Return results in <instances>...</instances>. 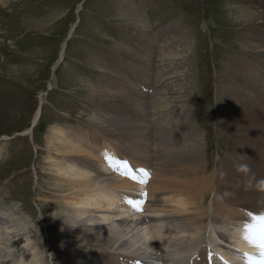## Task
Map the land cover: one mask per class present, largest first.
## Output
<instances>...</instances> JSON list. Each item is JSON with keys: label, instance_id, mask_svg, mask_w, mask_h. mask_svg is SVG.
I'll list each match as a JSON object with an SVG mask.
<instances>
[{"label": "rangeland", "instance_id": "rangeland-1", "mask_svg": "<svg viewBox=\"0 0 264 264\" xmlns=\"http://www.w3.org/2000/svg\"><path fill=\"white\" fill-rule=\"evenodd\" d=\"M243 4L244 0H0V208L19 209L28 223L20 234L30 248L27 253L19 250L16 240L27 241L0 229V264L92 262L83 260V254L70 258L72 253L58 236L64 228L52 221L70 192L53 163L60 160V153L73 154L69 146L56 153L49 145L61 142L58 135L51 136L54 130L102 162L108 146L119 163L126 162L138 174L145 170L144 186L133 184L149 196L150 188L151 193H165L162 188L168 181H183L178 166H184L185 173L192 166L196 174L187 179L205 183L194 191L206 193L200 205L207 215L205 224L212 222L216 212V218L236 223L245 214H264V129L257 120L245 122L247 103L264 102V53L245 47L246 43L255 46L251 38L257 35L264 40V32L256 35L239 22L246 18L239 8ZM27 20L36 23L34 28L26 26ZM244 67L253 80L249 88L242 85L247 80ZM177 83L190 93L187 127H194L193 136L198 137L192 163L180 154L188 149L187 137L165 121L176 103L161 104L166 111L157 108L166 90L162 88L168 86L169 91ZM110 97H120L131 112L141 105V120L125 122L132 134L128 138L117 131L116 137L109 136L115 121L106 123L111 119L108 114H119L104 108ZM235 97L246 103L238 105ZM122 109L119 104L114 107ZM236 117L242 124L234 130ZM135 132L140 138L133 136ZM128 152L147 157L136 161ZM241 166H250V171L243 172ZM121 177L125 178L122 173ZM227 181L240 185L238 198L251 203L248 209L236 198L234 205L228 200L223 187ZM209 183L212 188L206 191ZM191 243L185 236L179 247L157 250L153 257L185 264L196 254ZM209 250L216 254L211 245ZM218 257L213 264H221ZM94 259L126 264L113 253L104 261Z\"/></svg>", "mask_w": 264, "mask_h": 264}, {"label": "bare ground", "instance_id": "bare-ground-1", "mask_svg": "<svg viewBox=\"0 0 264 264\" xmlns=\"http://www.w3.org/2000/svg\"><path fill=\"white\" fill-rule=\"evenodd\" d=\"M3 3L4 2H1V5H3ZM239 8L246 13V18L239 22H245L246 26L248 25L249 29L254 30L256 35L259 32H264V0H244L243 7L241 8L240 6ZM27 23V27L33 28L36 24L30 20H27ZM258 36L259 35L256 36L257 38H251V42H253L255 46H250L249 48V45L246 43L245 50L248 49L264 53V40ZM61 59L62 56H60L59 61H61ZM245 69L247 68L244 67L242 72L246 75L247 82H242V85H247L246 87L249 88V81L252 82L253 80H250L249 77H247ZM176 81H178V79L174 82ZM178 84L179 83L174 85V87L177 86L176 89H173V87L169 91L168 86L162 88V90L166 89L163 95H168L171 99L164 98L161 94L162 98L159 99L157 108L159 111L160 109L166 111L167 109H165L164 106L161 107V104L176 103V108L168 113V116H171V118L169 120H165V118L160 119L165 120L166 122L168 121L174 129L179 128L181 135L185 138L187 137L188 149L185 148L180 154L189 163H192L191 160L197 155L195 152V144L193 142H195L198 137L193 136L194 134L191 129L194 127L191 129L189 128L191 125L187 127L190 119L186 106L190 93H188L187 87H179ZM229 98L232 97L229 96ZM239 100V97H235L234 102H238ZM240 103H246V101L241 99L238 102V105ZM117 104L121 105L123 109L119 111L114 110V107ZM103 105H105V109L119 112V114L114 116L112 115L113 113L108 114L109 116L111 115V119L106 123L113 125L115 121V129L109 136H115V131H117L116 133L120 136H123V138H128L132 135L129 133V129L126 127L125 122L126 120H141L143 116L141 105H139L140 108L134 112L128 111V104L124 100L122 101L120 97H110L108 100L104 101ZM247 110L248 112L245 114V122L250 124L252 121L257 120L262 124L264 129V120H262L264 102H259L255 105L247 103ZM257 113H259V115H257ZM125 114L127 115V119ZM168 118L169 117H167V119ZM112 119H114V121ZM184 120L186 122H183ZM119 124L121 126H119ZM241 124V117H236L231 127L236 130ZM133 129L137 131L138 126H134ZM172 133L174 134V132ZM52 134V137L58 135L57 139L61 140V142H49V145L58 150L56 153H60L59 151L66 146H69L68 150L73 153L70 155L60 153L62 155L60 160L53 163L57 176L62 178L63 183L68 188L67 191L70 192H68L67 199L63 198L65 203L64 206H62L63 204L59 206L58 211H55L53 214L52 221L56 223L57 227L64 228L62 231H58V236L65 248L69 249L72 253L70 255L71 259L72 257L74 258V256L79 257L83 254V260H85V258H90L92 261L91 264H103L105 262L104 260L108 258V255L113 253L123 259L126 264H155L154 262H157V264L158 262L159 264H169L170 261H164L162 259L163 257L160 258L159 256L154 259V254H156L157 250L161 252L170 247L182 244L185 236H187L189 241L195 245L197 258H192L194 259L192 260V264H208V258L216 261L219 258L218 254L221 255V264H249L245 263L246 258L244 253L253 254L258 259V250L244 239V235L247 225H254L255 227L253 228L252 235H259L260 224L258 221L254 220L253 217L264 214L253 213L250 216L245 214L246 216L242 215L243 217L240 222L236 223L233 221L234 219L231 218L226 220L223 219V221L218 217L216 218L218 215V212H216L214 214L215 218H213L212 222L205 224L207 215H205L204 210H200V205L205 202L206 193L194 192L195 190L203 188L205 183L203 184L201 181L187 179L196 174V170L193 169L192 166L188 167L186 173L184 172L186 170L184 166H178L179 171L177 173L179 175H177L178 177L183 176V181H177V179H175L174 181H168V184L162 182L166 185L164 188L161 187L163 186L162 183L159 184V188L167 190L165 193H151L150 190L152 188L149 187L150 189L148 191L150 196L147 195L148 200H146L145 197L141 196V193L138 192V188H136L133 183L121 177V173L119 172L122 168L121 166H117L120 164L114 149L105 146L102 153V158L105 162H102L100 159L92 157L89 152L83 151L78 144H75L76 142L70 141L62 131L54 130ZM133 134V136H138L139 132ZM152 136L153 135L150 136V139ZM130 149L134 150V148H128V150ZM128 154H130L136 161L139 159H141L139 161H144L147 157L146 154H144V156L132 152H128ZM105 163L109 166H104ZM173 165L174 164L167 167ZM256 166L257 162L254 163V170H257ZM246 167L247 169L249 168L247 171H250L251 167ZM197 171H200V167L197 168ZM243 172L246 173V171ZM226 183L227 184L224 185L221 184V186H225V189L228 190L227 194L228 196L230 195L228 200L233 203V200L236 198L238 200H235L242 204H240L241 207L248 209L247 206L251 203H247V201L244 202L245 200L238 198L241 197L242 191L240 185L236 184L234 181H227ZM150 186L152 187L151 184ZM205 186L207 187H204V189L209 191L210 187L212 188V183H209V186L208 184ZM127 199H144L145 203L142 206L143 211H135L125 202ZM0 212V229L7 235L13 234L16 238L25 239L27 243L18 239L19 241L16 240L17 242H15V246L19 247V250L23 249L24 253L29 252L30 248L28 240L25 235L20 234L24 230V227L28 226V223L26 219L20 215L19 209L11 205L9 207L0 208ZM241 213L243 212L241 211L240 214ZM230 215L233 214L231 213ZM163 239L164 241L162 243L161 240ZM23 242L26 243V245H24ZM21 243L23 245H21ZM220 243H225L227 247H223ZM209 245H211L212 251L216 252V254L210 252ZM18 249H16V251ZM222 250H225V253H221ZM227 250L228 252H226ZM242 251L244 253H242ZM96 256L101 258L104 262L101 263V260L96 262L94 259ZM139 256L141 258L138 259L137 257ZM23 259L25 260L27 258ZM198 260H200V262ZM19 261L22 263L21 259ZM188 261L187 263H189ZM29 263L30 260L23 261V264ZM108 263L110 262H107V264ZM33 264H37V262H33ZM77 264L82 263L78 262Z\"/></svg>", "mask_w": 264, "mask_h": 264}, {"label": "snow or ice", "instance_id": "snow-or-ice-1", "mask_svg": "<svg viewBox=\"0 0 264 264\" xmlns=\"http://www.w3.org/2000/svg\"><path fill=\"white\" fill-rule=\"evenodd\" d=\"M125 167H127V163L125 162ZM147 175V173H145ZM146 193H141V196L146 197ZM128 203L135 211L140 212L143 211V204L145 203L144 199L132 200L127 199L125 201ZM254 220L258 221L260 224L259 235H252L254 225H247L245 228L244 239L247 240L253 247L258 250L259 257L258 259L249 253H244L246 259H248L249 264H264V215L254 216Z\"/></svg>", "mask_w": 264, "mask_h": 264}, {"label": "clouds", "instance_id": "clouds-1", "mask_svg": "<svg viewBox=\"0 0 264 264\" xmlns=\"http://www.w3.org/2000/svg\"><path fill=\"white\" fill-rule=\"evenodd\" d=\"M240 170H242V171H247L248 169H247L246 166H241V169H240Z\"/></svg>", "mask_w": 264, "mask_h": 264}]
</instances>
